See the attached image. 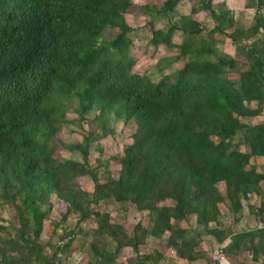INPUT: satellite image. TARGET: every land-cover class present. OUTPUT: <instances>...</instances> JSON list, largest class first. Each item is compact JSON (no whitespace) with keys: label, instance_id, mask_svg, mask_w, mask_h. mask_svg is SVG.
I'll return each mask as SVG.
<instances>
[{"label":"trees","instance_id":"1","mask_svg":"<svg viewBox=\"0 0 264 264\" xmlns=\"http://www.w3.org/2000/svg\"><path fill=\"white\" fill-rule=\"evenodd\" d=\"M183 3L188 14L178 9ZM244 6L253 10L249 27L217 12L213 0L140 6L152 18L148 44L177 50L159 58L157 69L182 61L154 80L130 54L126 14L138 9L133 0H0V205L12 214L0 222V264H63L75 231L62 235L61 245L41 238L44 220L57 208L63 219L76 213L78 224L96 225L90 264H119L127 247L134 254L126 264H160L167 249L194 260L202 255L201 239L187 237L180 223L194 215L207 228L217 224L222 203L237 211L243 198L261 193L264 172L252 158L264 157V0ZM201 11L216 21L212 29L193 18ZM163 18L167 29L152 26ZM105 31L113 32L107 41ZM176 32L180 43L173 41ZM216 35L231 41L234 56L216 48ZM73 105L102 134L92 126L82 141H60ZM110 117L134 129L122 144L117 175L105 161L101 179L88 152L111 131ZM59 145L81 159L55 155ZM85 175L93 181L90 197ZM108 199L152 214L149 228L138 222L126 233L109 213L95 210ZM209 232L223 239L220 231ZM147 236L163 244L142 252Z\"/></svg>","mask_w":264,"mask_h":264},{"label":"rangeland","instance_id":"2","mask_svg":"<svg viewBox=\"0 0 264 264\" xmlns=\"http://www.w3.org/2000/svg\"><path fill=\"white\" fill-rule=\"evenodd\" d=\"M135 4L138 6V9L132 13L126 14L127 20L130 26L133 28L132 32L129 34L131 39L130 44V54L136 60V69L141 72H146L149 74L154 80H157L161 75L170 73L181 66V60L172 63L169 67L161 70L157 69V61L159 58L163 56H174L177 50L167 49L165 46L160 45L158 47H154L148 44L150 38V27L147 22L151 20V15L148 12L140 10V6H144L145 4L149 5H158L162 2V0H133ZM187 7V3L181 4V8ZM216 6L217 12L224 11L223 7ZM186 10V9H185ZM252 12L245 11L244 13L241 11H237L236 15H231L230 17H236L241 24H247L252 20ZM215 20L211 18L209 13L204 12L201 17V24L206 27L207 30L212 29V26L215 25ZM253 22V21H252ZM239 23V24H240ZM152 26L154 28H164L167 29L169 26V22L167 19L163 18L160 20L153 21ZM113 36L112 31H105L101 39L104 41L109 40ZM217 39L220 40L216 43V48L219 51H231L234 53V49L231 47V44L228 39L220 35H216ZM181 35L176 32L173 36V41L175 43L181 42ZM75 106H71L67 110V119L68 122L62 126V128L57 133V137L60 141L65 143H74L83 140V135L87 130H91L92 126L95 128L96 134H102L101 125L98 122L86 123L83 120L79 119L75 111ZM94 116V112L87 113V117L91 120ZM246 122L251 124L257 123L262 119H243ZM107 128L111 131L108 132L105 136L95 140L91 143L89 152H88V160L91 164L93 170L95 169L98 172L99 177L102 179L103 175V165L101 163L108 161V168L112 171L114 176L117 175V171L119 168V157L121 155L122 144L129 140V136L132 133L134 127L132 124L124 125L122 120L115 119L114 117H110ZM237 139H234L236 141ZM57 152L55 155L61 156L65 159H76L80 160L81 155L77 151H70L68 149L62 148L60 145L58 146ZM239 148L244 149L243 145H240ZM99 164V167L95 168L96 165ZM83 185L88 192V197H90L91 192L93 190V181L90 176L85 175L82 178ZM95 210H99L101 212L109 213L111 221L118 222L121 224L126 233L131 234L133 226L140 222L144 228H149L152 222V214L148 212L139 213L136 211L133 206L130 204H122L116 203L111 199L101 201L98 205L94 206ZM53 209L50 215V218L45 219L43 222V231L41 234V238L44 242L50 241L53 244H57L62 239V235L67 232H74V240L71 251L67 255L62 256L63 264H90L94 260L93 253L90 248V244L92 241H95L92 237L91 232L96 226L91 219L85 220L82 223H77V217L79 216L76 213H70L66 216V218H62L61 212ZM0 216L3 218L2 224H7L5 220L11 218L12 214H10L9 210L5 208H1L0 205ZM187 224L189 222H186ZM1 224V223H0ZM57 224V229L53 232V227ZM181 224V223H180ZM184 224V223H183ZM99 239H96L98 242ZM102 241H99V246L101 247ZM163 244L162 239H158L152 236H147L146 243L141 247L143 252H150L152 249L160 247ZM109 248H112L114 245L113 241L108 243ZM129 252V253H128ZM132 250L129 247L124 248L120 253V259L118 260L119 264H126L127 258L132 255Z\"/></svg>","mask_w":264,"mask_h":264},{"label":"crops","instance_id":"3","mask_svg":"<svg viewBox=\"0 0 264 264\" xmlns=\"http://www.w3.org/2000/svg\"><path fill=\"white\" fill-rule=\"evenodd\" d=\"M213 3L214 7L221 8L220 6H222L229 17L230 14L237 16V11L243 13L251 11L252 20L245 25L237 22L236 17L230 18L242 27L252 25L253 10L245 8L244 0H213ZM178 9L183 14H188L190 11L189 5ZM203 13V11L195 13L193 18L201 23ZM214 23L216 24V21ZM229 42L231 44L230 40ZM231 47L234 49L232 44ZM224 52L232 56L235 55V49L234 53ZM252 163L257 171L264 172V157H254ZM220 210L221 214L217 224L211 222L207 228L198 225L194 215L189 218L188 224L186 222L180 224L182 228L186 229L187 237L195 235L200 237L202 253L200 257L194 260L181 258L175 255L173 249H167L164 252L165 258L160 264H264V243L262 241L264 231L258 228V224L264 221V187L260 194L253 193L247 199L243 198L239 210L234 211L227 202L220 205ZM212 228L216 232L222 233V240L217 239L215 234L209 232ZM129 249L131 250L130 247ZM131 253L134 254L133 251Z\"/></svg>","mask_w":264,"mask_h":264},{"label":"built area","instance_id":"4","mask_svg":"<svg viewBox=\"0 0 264 264\" xmlns=\"http://www.w3.org/2000/svg\"><path fill=\"white\" fill-rule=\"evenodd\" d=\"M263 38H264V28H263ZM258 228L259 229H262L263 231H264V221L263 222H260L259 224H258ZM66 241V239L65 240H63V241H60V245L61 244H63L64 242ZM262 241H263V243H264V233H263V236H262ZM58 255H60V254H58Z\"/></svg>","mask_w":264,"mask_h":264}]
</instances>
